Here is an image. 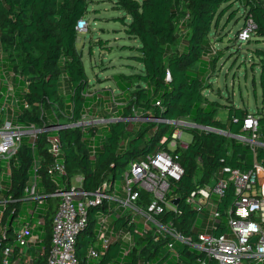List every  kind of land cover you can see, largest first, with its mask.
I'll list each match as a JSON object with an SVG mask.
<instances>
[{
    "label": "trees",
    "instance_id": "obj_1",
    "mask_svg": "<svg viewBox=\"0 0 264 264\" xmlns=\"http://www.w3.org/2000/svg\"><path fill=\"white\" fill-rule=\"evenodd\" d=\"M242 3L246 8V19L250 16L255 24L254 37L264 45V7L259 0H115L114 7L122 9L129 22L121 18L126 34L139 41L136 57L142 65V73L123 76L129 81L116 82L120 94L135 91L133 103L121 107L119 117L124 118L134 112L141 117H162L168 120L186 118L195 127H187L191 140L185 147L168 151L183 169L179 180L174 181L172 193L181 199L192 191L212 183L220 175L224 166L241 171L251 167L253 154L264 165V147L249 146L230 136L212 129L226 131L231 135L243 134L242 123L246 109L231 107L224 121L217 118L214 101L204 96L205 78L213 66L208 35L217 26L224 7ZM223 5H225L223 7ZM223 7V8H222ZM87 11V0H0V80L3 73L13 71L23 77L24 86L14 88L17 99L14 120L23 127L33 124L35 128L46 127L48 122L75 123L86 109L88 82L81 63V54L76 49V23ZM185 30V38L175 51L171 47L176 41V23ZM260 58L259 85L261 101L264 102V49L254 51ZM197 66L195 67V65ZM169 79H166V75ZM6 76V75H5ZM134 78V79H133ZM13 83L15 76H9ZM64 87L62 88L61 81ZM12 83V82H11ZM12 83V84H13ZM139 85V84H138ZM14 86V84H13ZM3 90L0 81V91ZM1 102V97H0ZM158 102V104H156ZM45 108V110H42ZM61 110V118L55 121L52 111ZM257 117L259 139L264 144V109L252 113ZM173 126L142 121L139 124L117 120L106 124L103 132L97 134L94 128L86 133L81 126L59 130L41 131L34 139L23 136L21 144L11 161L10 182L3 195L10 196L14 202L8 203L0 223L5 225L6 235L0 237V245L12 240L16 222L15 213L19 201L24 197V187L31 178V167L37 160V173L40 177L38 192L44 195L42 217L41 247L47 249L51 237V221L58 199L49 194L56 189H69V179L76 173L82 175L81 188L87 192L96 191L103 180L121 178L125 164L158 149L166 148L162 137L169 138ZM57 137L60 147V161L65 174L52 180L48 173L54 157L48 152L51 137ZM94 145V153L90 145ZM168 150V149H167ZM233 198V190L228 188L219 201L218 210L223 211ZM14 210V212H12ZM92 209H88L86 229L76 240L75 253L80 262H85V251L93 241ZM180 222L183 229L197 215L187 207H182ZM14 216V217H13ZM203 216V215H202ZM216 233L225 229L224 219H220ZM199 227V226H198ZM134 239H137L133 235ZM141 246L131 253V260L149 259L159 252L157 246L151 247L146 240L137 239ZM111 245L110 250L118 248ZM40 248V247H39ZM183 263H193L199 254L183 247L179 249ZM202 256V255H201ZM39 257L37 264H43ZM130 262V264H132ZM206 264H217L206 260Z\"/></svg>",
    "mask_w": 264,
    "mask_h": 264
},
{
    "label": "built area",
    "instance_id": "obj_2",
    "mask_svg": "<svg viewBox=\"0 0 264 264\" xmlns=\"http://www.w3.org/2000/svg\"><path fill=\"white\" fill-rule=\"evenodd\" d=\"M259 2L264 7V0ZM254 29L255 24L249 16L238 38L246 40ZM85 30L86 22L81 18L76 23V31ZM3 76L0 80L3 87L0 91V220L7 204L14 202V199L2 193L8 188L11 161L21 144V138L27 135L34 139L39 132L46 131L45 127L37 129L33 124L23 127L14 120L17 103L15 87L5 73ZM9 76L24 81L23 77L13 71L9 72ZM60 83L63 88V80ZM54 115L55 110L52 111V117ZM83 116L81 120H84ZM142 118L144 121L174 127L169 138L162 137L159 142H166V148L169 144L172 149L161 148L129 160L121 173L124 184L120 192L113 188L115 180L108 179L102 181L93 192L83 190L80 185L79 188L70 186L69 189H56L49 194L56 197L58 203L51 221V237L47 249L41 247L40 226L43 221L38 214L43 209L44 195L38 192L40 177L37 173V160H33L31 178L23 189L24 197L19 201L15 213L12 240H6L0 245V264H37L39 257L45 259L43 264H80L75 245L78 235L86 229L88 209H92L94 217L93 241L85 251L83 264H130L131 253L142 244L137 239H143L142 242L146 240L151 247L157 246L159 252L149 259L133 260L132 264H206V260H213L217 264H264V165L255 159V154L247 170L224 166L219 177L212 183L181 199L177 193L171 192V188L174 181L182 176L183 169L169 152L176 147H185L186 144L180 141L181 130L195 125L186 118ZM86 119L90 125L115 121ZM79 121L58 124L50 130L81 126ZM81 129L85 130L82 126ZM242 131L243 134H238L235 139L251 147H264V144L258 142L257 117L252 113L244 117ZM47 150L54 157L48 173L55 180L56 176L65 174L57 137L50 138ZM90 152L94 153L93 144L90 145ZM229 187L233 190L232 201L227 208L219 211V201ZM175 199H178L176 203ZM23 202L36 204L28 209L23 219H19ZM182 207L197 212L184 229L180 222ZM221 218L224 219L225 229L218 234L216 232ZM5 235V225L0 223V237L5 238ZM116 243L118 250H110L106 254L108 248ZM183 247L199 254L193 263H183L179 251Z\"/></svg>",
    "mask_w": 264,
    "mask_h": 264
},
{
    "label": "rangeland",
    "instance_id": "obj_3",
    "mask_svg": "<svg viewBox=\"0 0 264 264\" xmlns=\"http://www.w3.org/2000/svg\"><path fill=\"white\" fill-rule=\"evenodd\" d=\"M114 2L115 0H87V11L83 17L86 30L77 32L76 49L81 54V63L88 82L86 93L88 105L83 111L84 120L79 121L85 129L84 133L90 127L100 134L107 124L106 121H102L90 125L87 123V117L115 121L121 119L135 124L144 121L140 114L137 116L133 114L134 112L127 117H119L121 107L128 108L135 99L136 89L144 85L137 81L139 85L136 84V87H132L124 96L120 94L116 84L117 81L120 84L129 81L128 78L123 79V76L141 74L142 65L136 59L139 56L136 50L139 41L126 34L125 26L120 20L124 17L125 22H129V16L122 9L114 7ZM224 10L226 11L220 17L217 26L212 28L208 35L212 51L208 57L209 60L214 59V64L208 70L209 74L205 78L206 88L203 91L204 96L214 101L217 118L221 121L226 119L228 109L231 107L246 109L250 113L261 107L264 109L259 85L260 58L254 53L257 49H264V45L257 43L253 33H250L244 41L238 38L239 32L244 27L242 23L247 11L242 3L235 2L231 6H225ZM180 22L181 18L176 23V41L171 47L172 53L185 38V30L180 26ZM4 71L9 78V72ZM1 77L4 78L3 75ZM13 84L15 89L24 86L23 81L19 79ZM96 93L106 98L104 104H100L99 107L90 105V98ZM60 111L56 110L52 118L55 121L57 119L67 122L66 118L60 117ZM58 124L61 123L48 122L44 130L49 131ZM181 132L180 141L187 144L191 140V133L184 129ZM167 148L172 149L169 144ZM81 180L82 175L79 173L69 179L71 186L75 188L80 187ZM123 184V179L115 178L113 188L120 192ZM35 204L36 202H23L19 219H23L28 214V209L33 208Z\"/></svg>",
    "mask_w": 264,
    "mask_h": 264
},
{
    "label": "crops",
    "instance_id": "obj_4",
    "mask_svg": "<svg viewBox=\"0 0 264 264\" xmlns=\"http://www.w3.org/2000/svg\"><path fill=\"white\" fill-rule=\"evenodd\" d=\"M113 96V95H112ZM91 100H90V105L91 104H94L96 107H99L100 106V104H104V101L106 100V98L105 97H102V95H99V94H94V95H92L91 96V98H90ZM119 104H120V102H118ZM88 104L86 103V106H87ZM118 110V109H117Z\"/></svg>",
    "mask_w": 264,
    "mask_h": 264
},
{
    "label": "water",
    "instance_id": "obj_5",
    "mask_svg": "<svg viewBox=\"0 0 264 264\" xmlns=\"http://www.w3.org/2000/svg\"><path fill=\"white\" fill-rule=\"evenodd\" d=\"M166 79H169V75L167 74L166 75ZM213 131L215 132H218L220 134H223L225 136H230V137H233V138H238L237 135H231L230 133L226 132V131H221V130H218V129H212ZM178 201V199H175L174 202L176 203Z\"/></svg>",
    "mask_w": 264,
    "mask_h": 264
}]
</instances>
